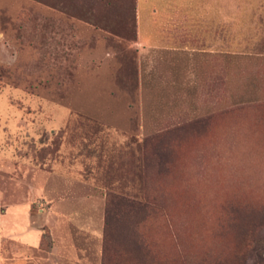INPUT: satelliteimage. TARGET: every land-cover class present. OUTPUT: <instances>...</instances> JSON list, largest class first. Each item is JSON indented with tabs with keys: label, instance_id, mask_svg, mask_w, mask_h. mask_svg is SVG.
Instances as JSON below:
<instances>
[{
	"label": "rangeland",
	"instance_id": "rangeland-1",
	"mask_svg": "<svg viewBox=\"0 0 264 264\" xmlns=\"http://www.w3.org/2000/svg\"><path fill=\"white\" fill-rule=\"evenodd\" d=\"M138 1L0 0V260L264 264V0Z\"/></svg>",
	"mask_w": 264,
	"mask_h": 264
},
{
	"label": "crops",
	"instance_id": "crops-1",
	"mask_svg": "<svg viewBox=\"0 0 264 264\" xmlns=\"http://www.w3.org/2000/svg\"><path fill=\"white\" fill-rule=\"evenodd\" d=\"M195 0H139V18H138V38L139 40H165L170 39L165 36L166 28H169L167 24L171 21L173 35L180 34L184 32L185 26L184 22L188 20H194L197 15L201 17V12L204 13V3L205 0H197V7L192 3ZM203 4V5H202ZM213 8H210L212 11ZM218 9L215 8L212 12L218 13ZM182 23V24H181ZM186 29H191L186 26ZM193 34H195V29L192 27ZM172 39V38H171ZM31 233H28V236ZM18 260V259H16ZM6 262L0 260V264H9L12 262ZM23 264H27L23 259Z\"/></svg>",
	"mask_w": 264,
	"mask_h": 264
}]
</instances>
